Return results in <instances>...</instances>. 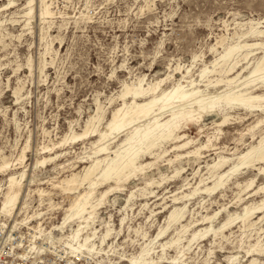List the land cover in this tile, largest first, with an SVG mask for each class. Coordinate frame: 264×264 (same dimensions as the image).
I'll use <instances>...</instances> for the list:
<instances>
[{"label": "rangeland", "instance_id": "rangeland-1", "mask_svg": "<svg viewBox=\"0 0 264 264\" xmlns=\"http://www.w3.org/2000/svg\"><path fill=\"white\" fill-rule=\"evenodd\" d=\"M3 2L0 1V5ZM25 2L18 0L17 6L0 12V19L4 20L0 26V152L11 157L13 166L7 172H20L24 165L27 166V176L20 186L22 200L27 198L30 190L43 188L51 193L54 203L61 205L59 208L52 205L49 209L50 204L45 203L50 198L46 195L45 203L39 206L38 193L31 191V213L33 209H48L43 216L47 227L62 220L66 207L76 195L74 193L65 198L66 194L53 183L72 172L81 171L92 162L89 155L93 154V142L99 135L95 132L69 140V143L55 146L52 151L42 152L40 148L43 145L52 146L66 134L83 132L87 120L95 114L98 102L105 111L104 121L98 124V128H104L112 111L123 104L119 94L124 81H136L143 75L146 82L155 81L173 73L171 70L178 64L183 66L182 69L166 79L162 87L171 86L186 67L192 68L191 75L197 78L203 64L211 65V61L223 50L219 42L222 38L225 43L235 42L239 39L235 32L249 28L250 21H259L260 26H264V0H54L56 16L47 36L52 47L49 54L43 56L45 41H42L41 35L44 25L49 23L41 22L38 16L40 2L36 0L31 24L25 26L24 17H20L19 13ZM246 39L254 41L256 37ZM263 52L264 46L254 48L256 55L252 57L250 66ZM195 55L199 56L196 62ZM28 57L32 58L31 67L27 64ZM45 61L42 71V62ZM241 67L239 65L236 70ZM248 70L244 71V76ZM257 82L252 83L250 89L255 93H264V82ZM219 84L207 87L201 82L199 86L206 93H217L225 87L222 82ZM15 87L21 88L19 99L14 94ZM215 112L204 113L200 122L187 121V125L181 128V133L187 134L184 140L191 139L187 148L178 150L172 147L174 143L167 142L154 150L163 154L160 157L144 154L139 160L145 165L144 171L132 177L122 190L108 196L99 209V217L109 220L112 214L113 222L119 226L122 215L119 209L125 204L128 192L132 189L135 192L131 206L125 210L128 217L117 242V246L121 245L118 252H137L140 243L153 237L160 226L167 225L166 217L173 208L186 205L181 221L174 222L161 238H175L182 224L190 227L180 243L185 249L184 255L180 253L174 264H264V218L259 220L263 212L253 216V220H258L253 228L244 227L243 221L238 218L224 232L219 231L215 235L212 230L189 244L195 230L211 225L219 229L229 213H243L245 204L264 198L263 190L249 196L250 192L264 184V174L259 169L264 166L263 161L241 168L211 194L199 191L190 198L172 199L173 195L182 196L192 190L203 177L204 184H213L209 164L219 155H226L233 157L223 167V171L229 169L238 154L257 144L264 134V111L258 108H229V120L225 125H217L216 122L223 119L226 112ZM165 116L168 117L167 114ZM258 120L263 121L258 124ZM207 133L220 136L213 140L215 145L201 149L199 155L186 153L206 143ZM125 137L126 131L111 144V150L116 149ZM25 146L28 147L26 157L20 163L19 157ZM57 153L62 154L34 169L36 160ZM178 154L183 155L179 157ZM178 169L181 170L179 174L176 172ZM5 178L6 175L0 173V180ZM151 179L162 182L148 185L147 191L154 192L145 196L142 194L145 191L143 187ZM250 179L255 182L242 193L245 182ZM239 182L244 184L238 185ZM110 184L115 183L107 182L100 189ZM216 212L215 218L203 221L205 215ZM146 232L148 235L144 238ZM258 241L263 248L261 252L251 250V245ZM156 246L159 249L158 244ZM177 252L174 245L168 248L167 256L175 257ZM118 258V254L114 255V259ZM161 264L172 263L164 261Z\"/></svg>", "mask_w": 264, "mask_h": 264}, {"label": "bare ground", "instance_id": "bare-ground-1", "mask_svg": "<svg viewBox=\"0 0 264 264\" xmlns=\"http://www.w3.org/2000/svg\"><path fill=\"white\" fill-rule=\"evenodd\" d=\"M0 1H4L0 5V12L3 9L14 8L17 6L18 2V0ZM39 2L40 10L38 16L42 23H49L47 26L44 25V32L43 35H41L42 41H45L44 56V54L50 51V46L52 45V42L47 41V36L51 23L54 22L56 11L53 9L54 0H39ZM35 4L36 0H26L25 4L22 6L21 12H19L21 14L20 17H24L22 20L25 21V26L29 27L31 24V19L35 13ZM16 20L17 19H15V21ZM3 21L4 20L0 19V26L3 24ZM250 23V27L246 30L240 33L237 31L235 32V35L239 38L235 42L225 43V39L220 38L221 40L219 42L222 44L223 50L211 61V65L207 63L203 64L198 71L197 78L192 77V68L186 67V69L182 71V76L176 79L171 86L162 87V83L166 79H170L174 72L182 69L181 67L183 66L178 64L171 70L173 73H168L166 77H161L155 81L146 82L145 75L138 77L136 81H124L122 91L119 94L123 99V104L112 111L104 128H98V124L104 121L103 119L105 118L103 106L98 102L97 110L95 114L91 115L87 120L83 132H73L71 135L66 134L59 142H53L52 146L43 145L40 148V150L44 152L46 150H53L55 146L63 145L69 140H75L80 137L83 138V136H88V134L91 133L97 132L99 135L98 139L93 142V154L89 155V157H92V162L84 166L81 171L72 172L63 178L57 179L56 182L53 183L54 187H58L66 194L65 198L76 193L70 204L66 207L64 216L60 222L54 223L50 227L45 225L43 216L48 209L45 211L33 209V213H31V191L38 193L39 206L45 203L44 197L46 195L50 198V200L45 203L50 204L49 209L52 205H54V208H59L61 205L54 203L55 201L50 197L51 193L43 188L30 190L27 198L22 200L20 186L27 176V166L24 165L23 170L20 172H7V170L11 169L13 166L10 160L11 157L9 158V156L0 152V173L6 175L5 179L0 180V215L10 220V226L14 230H20L23 227L29 229L33 228L34 231L31 232V240H36L43 236L63 240L72 249L88 257L92 264H161L164 261L174 264L180 253L184 255L183 252L185 249L180 246V243L184 234L188 232L190 227L186 224H182L181 229L177 230V236L175 238L174 236L167 240H161V238L167 233L168 228L174 225V222L181 221L185 215L186 205L173 208L166 217L167 225L160 226L158 232L153 237L148 241L140 243L137 252L130 254L118 252L121 245L118 244V246H120L118 248L117 242L121 238L122 232H124L123 229L128 217L125 210L131 206L135 196L134 190L132 189L128 192L125 204L119 209V212L122 214L119 218V226L115 225L113 222L112 214H110L109 220L100 218L99 209L105 204L110 194L122 190L132 177L144 171L145 165L139 163L140 158L144 154H156V156L160 157L163 154H161V152H155L154 150L157 147L160 148L167 142L174 143L172 147L178 150L187 148L191 143V139L184 140L187 134L181 133V128L187 125V121L200 122L204 113H216L215 111L218 112V110H221L226 113L224 114V118L217 121L216 124L225 125L229 120L227 113L229 108L239 106L250 110L258 108L264 111V93H255L250 89L252 83H258L257 81L264 82V52L257 58L255 64L250 66L252 57L256 55L254 53V48L264 46V26H260L259 21H250ZM249 36L256 37V39L254 41H249L246 39ZM241 38L244 39L241 40ZM197 57L199 56L195 55L194 62H196L195 59H197ZM27 61L28 66L31 67L32 58L28 57ZM42 63L41 70L43 71L46 61ZM245 63L246 65H244ZM239 65L242 67L236 70ZM246 69H249L248 74L244 76L243 74ZM215 74L219 76L214 77ZM201 82H204L207 87L211 84H221L222 82L225 87L222 91L217 93H206L204 89L199 86ZM20 90V87H15L14 90V94L18 99L21 97ZM129 97H132V99L128 100L127 98ZM166 114L168 117L165 116ZM261 121L263 120H258V124H260ZM140 122L143 123L139 124ZM125 131L126 137L116 149L111 150V144ZM219 137L220 136L217 137V133H207L206 143L199 144V146L188 150L186 153H196L199 155L201 149L207 148L209 145H215V143L213 144V140ZM27 148V146L23 147L19 157L21 162H18L23 163L26 157L25 150ZM61 154L62 153H57L36 160L33 165L34 169L45 165L49 161H54ZM103 154H105V156L101 157ZM181 155L183 154H178L179 157ZM175 157H177V155ZM236 158L237 160L230 165L229 169L223 171V167L230 163L233 157L219 155L217 160L208 165L209 173H211L213 177V184H204L205 179L203 177L189 192H185L182 196L173 195V201H177L184 197L190 198L199 191L211 194V192H214L217 188L226 184V180L229 179L231 175L237 173L241 168L255 166L256 161L264 162V134L261 135L257 144H252L246 151L238 154ZM259 169L260 172L264 174V166H260ZM180 171L181 170L178 169L176 172L179 174ZM162 180H164V178ZM111 181L115 184H110L105 189H100L103 184ZM155 182L160 184L162 181L156 179L146 181V185L143 187L145 191L142 194L146 196L148 193H153L154 190L147 191V186ZM254 182V179L246 181L242 193L244 190H248ZM242 184L244 183H238V185L241 186ZM260 190L264 191V184L260 185L254 192H250L249 196L256 194ZM239 199L241 200L242 197L239 196ZM218 212L214 215H205L203 221L212 220ZM261 212H263V215L259 217V220L264 218V198L257 202L253 200V202L245 204L243 206V213H229L228 218L219 226V229H215L213 225H211L210 227H204V229L195 230L192 233V237L189 239V244L199 237L207 235L212 230L215 235H217L219 231L224 232V229L234 223L238 218L243 221L244 227L253 228L257 225L256 222L258 221L253 220V216ZM18 216H21V218H18ZM12 220L13 223H11ZM34 221L35 223L33 224ZM97 222L98 225L96 224ZM128 227L130 228V224ZM243 233L244 232H242V234ZM147 235L146 232L143 237L145 238ZM157 244L159 249H157ZM260 244L261 243L258 241L251 245V250L261 252L264 246L262 248ZM31 245H34V243H31ZM174 245L178 251L177 255L175 257L174 255L168 257L167 250L170 247H174ZM187 246L188 244L186 247ZM116 254L119 255L118 259H114V255ZM95 258H98V260L95 261ZM231 259V263H233V256H231Z\"/></svg>", "mask_w": 264, "mask_h": 264}, {"label": "built area", "instance_id": "built-area-1", "mask_svg": "<svg viewBox=\"0 0 264 264\" xmlns=\"http://www.w3.org/2000/svg\"><path fill=\"white\" fill-rule=\"evenodd\" d=\"M32 231L27 227L14 230L10 220L0 215V264H92L88 257L58 238L43 236L31 240Z\"/></svg>", "mask_w": 264, "mask_h": 264}]
</instances>
